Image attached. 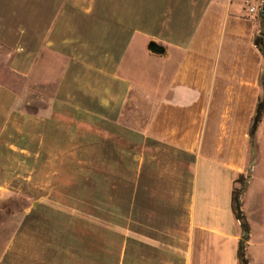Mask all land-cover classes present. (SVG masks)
I'll use <instances>...</instances> for the list:
<instances>
[{
  "label": "crops",
  "instance_id": "1",
  "mask_svg": "<svg viewBox=\"0 0 264 264\" xmlns=\"http://www.w3.org/2000/svg\"><path fill=\"white\" fill-rule=\"evenodd\" d=\"M135 36L156 59L146 93L122 70ZM256 38L264 0H0L9 70L28 82L45 56L62 62L44 113L0 82V199L27 203L0 264H238L231 198L245 174V255L264 264V115L259 156L248 138L263 95ZM138 95L143 128L122 122Z\"/></svg>",
  "mask_w": 264,
  "mask_h": 264
},
{
  "label": "rangeland",
  "instance_id": "2",
  "mask_svg": "<svg viewBox=\"0 0 264 264\" xmlns=\"http://www.w3.org/2000/svg\"><path fill=\"white\" fill-rule=\"evenodd\" d=\"M7 9V10H6ZM22 11L21 6H5V13L16 12L20 14ZM46 61L38 65L35 69L33 76L27 80H24L17 75L13 74L9 68L8 63L10 61V54L0 47V82L17 92L20 95L19 106L29 109L31 115L44 113L47 111L53 93L55 91L56 82L59 76V70L62 62L53 55H47ZM155 60L153 57H149L147 53L142 50V41L138 36L133 37L131 45L126 53V57L123 64V74L131 83H137L144 80L142 91L145 93L150 91L152 87L150 82L153 77L157 75L155 66ZM162 73L163 88H165V74L166 66L163 65ZM153 76V77H152ZM152 77V78H151ZM140 79V80H139ZM143 92V93H144ZM142 93V94H143ZM146 95V94H145ZM144 95H138L139 99L134 101L132 97L127 104V107L122 116V122L130 127L143 128L149 121V102L141 100ZM28 104V105H27ZM258 135H256V141L254 145L256 148L253 150L254 157L260 155L258 145ZM241 176V177H240ZM236 179L235 190L242 192L240 200L242 201L243 193L247 187V174L240 175ZM26 202L18 197H10L0 199V253L4 250L5 245L10 239L11 235L15 231V227L19 221L21 211L25 207ZM242 207V206H241Z\"/></svg>",
  "mask_w": 264,
  "mask_h": 264
},
{
  "label": "trees",
  "instance_id": "3",
  "mask_svg": "<svg viewBox=\"0 0 264 264\" xmlns=\"http://www.w3.org/2000/svg\"><path fill=\"white\" fill-rule=\"evenodd\" d=\"M255 46L258 48L259 52L261 53L264 62L263 40L261 38H256ZM259 86L261 88L263 95L261 99H259L256 103L254 115L248 128L249 149L251 151H253L256 148L254 142L256 141V134L264 115V82L262 81V79L259 82ZM241 194H242L241 190L236 191L235 189H233L232 198H231V211L233 213L235 220L239 223L240 226V239L238 241L236 256H237L238 264H249L245 255V249L249 236V226L241 210V206H242L240 200Z\"/></svg>",
  "mask_w": 264,
  "mask_h": 264
},
{
  "label": "water",
  "instance_id": "4",
  "mask_svg": "<svg viewBox=\"0 0 264 264\" xmlns=\"http://www.w3.org/2000/svg\"><path fill=\"white\" fill-rule=\"evenodd\" d=\"M147 50L155 55H161L163 54V50L161 48H159L158 46H156L154 43H149L147 46Z\"/></svg>",
  "mask_w": 264,
  "mask_h": 264
},
{
  "label": "built area",
  "instance_id": "5",
  "mask_svg": "<svg viewBox=\"0 0 264 264\" xmlns=\"http://www.w3.org/2000/svg\"><path fill=\"white\" fill-rule=\"evenodd\" d=\"M254 11H255V8L250 7L249 12H250V13H253Z\"/></svg>",
  "mask_w": 264,
  "mask_h": 264
}]
</instances>
